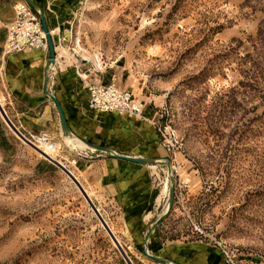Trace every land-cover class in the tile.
Instances as JSON below:
<instances>
[{
  "label": "rangeland",
  "instance_id": "obj_1",
  "mask_svg": "<svg viewBox=\"0 0 264 264\" xmlns=\"http://www.w3.org/2000/svg\"><path fill=\"white\" fill-rule=\"evenodd\" d=\"M49 2L59 60L104 84L116 78L152 110L176 186L148 252L180 264L202 252L218 264H264V0ZM26 139L0 118V264H157L141 253L145 230L79 167L91 152L55 141L89 202ZM155 172L149 222L167 203L164 167Z\"/></svg>",
  "mask_w": 264,
  "mask_h": 264
},
{
  "label": "crops",
  "instance_id": "obj_2",
  "mask_svg": "<svg viewBox=\"0 0 264 264\" xmlns=\"http://www.w3.org/2000/svg\"><path fill=\"white\" fill-rule=\"evenodd\" d=\"M33 1L43 12H51L53 8V3H48V0ZM17 2L18 0H0V93L6 103V113L14 126L26 137L47 134L54 142H60L62 134L58 113L51 100L43 94V74L48 54L34 50L3 56L5 27L14 18ZM62 10L57 8L56 12L61 14ZM58 22L61 24V21ZM47 27L55 33L60 32V28L53 30L48 24ZM56 49L55 47L57 54ZM54 69L49 73L48 89L60 103L67 126L77 140L109 149L122 156L162 160L167 158L153 126L152 110L143 111L141 118L98 113L90 109L89 94L84 85L86 80L94 79L88 78L86 73L80 70V65L67 66L61 59L56 61ZM82 69L85 70L84 66ZM102 80L100 81L103 82ZM112 81L116 82V78ZM97 154L98 157L79 166L91 182L95 193L100 198L114 203L123 216L127 217L128 224L135 228L138 226L146 233L156 221L155 219L149 222L146 218L148 214L152 215L153 208L152 174L149 167ZM153 235L149 243L153 241ZM188 248L190 247H186ZM197 258V264H218L214 257L204 252L201 256L198 253Z\"/></svg>",
  "mask_w": 264,
  "mask_h": 264
},
{
  "label": "built area",
  "instance_id": "obj_3",
  "mask_svg": "<svg viewBox=\"0 0 264 264\" xmlns=\"http://www.w3.org/2000/svg\"><path fill=\"white\" fill-rule=\"evenodd\" d=\"M6 40L3 46V56L8 57L24 51L47 52L48 46L45 34L42 31L38 15L21 1L14 7V18L6 25ZM57 61V54L55 55ZM55 69H51L52 73ZM89 94L90 109L101 114H117L141 118L143 107L136 100L133 93L128 89H122L112 81L104 84L99 80H86L84 84ZM28 139L34 144L48 150L55 149L56 144L50 136L42 134L39 136L29 135ZM46 147V148H47ZM99 155L91 152L89 158H96Z\"/></svg>",
  "mask_w": 264,
  "mask_h": 264
},
{
  "label": "water",
  "instance_id": "obj_4",
  "mask_svg": "<svg viewBox=\"0 0 264 264\" xmlns=\"http://www.w3.org/2000/svg\"><path fill=\"white\" fill-rule=\"evenodd\" d=\"M21 1L28 4L29 7L38 15L42 31L45 34L46 41H47L48 58L46 59L45 66H44L43 94L51 100V102L53 103V105L56 108V111H57L58 117H59V121H60V130H61L62 136L63 137H74V138H76L70 132V130L67 126L66 118H65V115H64V112H63V109H62L60 103L55 98V96H53L49 92V89H48L49 79H50L49 73H50L51 69H54V67L56 66V57H55L56 52H55V46H54V41H53L51 31L48 29L46 21H45L44 12L41 9V7L39 5H37L33 0H21ZM82 142H84V141H82ZM84 143L89 148L94 150L95 153L104 154L108 158H111V159L127 162V163L134 164V165H139V166H143V167L160 166V167L166 168L167 176H168L169 182H170L169 192H168V196H167V210H166L165 214L161 215L160 217H158L156 219V221L150 226V228L145 233L143 241H142V245H141V253L145 258H147L148 260H150L154 263H157V264H180L178 262H174V261L169 260V259L154 256L150 252H148V248H147L152 235L154 234V232L157 230V228L159 227L161 222L165 219V217L171 212V210L173 208L176 181H175L174 172H173V168H172L170 159L166 158V159L162 160V159H153V158H135V157L122 156V155H118V154L112 152L109 149L102 148V147L95 146V145H91L87 142H84Z\"/></svg>",
  "mask_w": 264,
  "mask_h": 264
},
{
  "label": "bare ground",
  "instance_id": "obj_5",
  "mask_svg": "<svg viewBox=\"0 0 264 264\" xmlns=\"http://www.w3.org/2000/svg\"><path fill=\"white\" fill-rule=\"evenodd\" d=\"M59 57L60 56H58L57 60H59ZM2 104H3L2 103V97H0V118H1V120L3 121V123L5 124V126L10 130V132L14 135V137L18 141H20L22 143H26L27 142L26 137L11 122V120L8 117V115L6 114V112L3 109V105ZM60 144H63L69 150V152H71V153H75L77 151H80V153L76 154L77 156H79V155H85L88 152H94V150H92L91 148H89L84 142H82L80 140H77V138H74V137H63L62 136V140L60 141ZM60 144H56V148L55 149H50V150H48V147L47 146H46L47 148L45 146H43V148H40L38 146V148H40V150L35 145H32V148L40 156H42L46 161H48L50 164H52L54 167H56L60 171L64 172L67 175V177L73 182V184L77 187V189L82 194V196L86 200H88L89 202H92V200L90 201V194H89V192L86 191L82 187V185L80 184L79 180L76 177H74L72 174H70L66 170L64 164L59 159H57V150L60 149ZM157 167H160V166H150L149 169L153 173V172L156 171ZM164 170H165V173L167 175V171H166V168L165 167H164ZM169 184H170L169 183V178L167 176L166 183L164 184V186H163V188H162V190L160 192L161 193V197L165 198L166 200H167V196H168V192H169V186H170ZM166 210H167V203L164 206V208L162 209L161 213L157 216V218L160 217L161 215L165 214ZM152 215H154V214H152ZM150 217H151V214H148L146 216L147 219H150ZM117 247H118V245H117Z\"/></svg>",
  "mask_w": 264,
  "mask_h": 264
}]
</instances>
